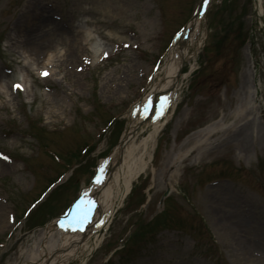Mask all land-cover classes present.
Listing matches in <instances>:
<instances>
[{
    "label": "rangeland",
    "instance_id": "1",
    "mask_svg": "<svg viewBox=\"0 0 264 264\" xmlns=\"http://www.w3.org/2000/svg\"><path fill=\"white\" fill-rule=\"evenodd\" d=\"M195 1L0 0V81L10 87L12 80L25 79L22 92L9 95L0 87V264L14 263L88 182L98 158L120 141L127 111L142 96L153 63ZM213 6L205 35L215 32L211 15L217 13L221 24L233 22L232 29L226 28L217 51L204 54L200 48L197 69L183 80L152 163L134 182L87 264H264V40L255 30L245 54L250 37L241 40L256 24L252 0H231L218 10ZM58 31L68 33L65 42L47 40ZM97 47L110 54L98 64ZM39 68H51V76L41 78ZM246 86L258 93L251 116L242 119L230 111L245 97ZM111 115L117 122L106 126ZM218 119L225 127L206 139L189 135ZM245 126V137L235 140L237 129ZM148 129L140 127L136 139ZM43 144L66 157L84 144L93 148L81 152L83 162L73 175L20 219L64 169ZM186 149L188 155L176 163L177 153ZM167 188L169 197L160 205ZM144 195L149 204H142ZM164 205L167 220L154 237L138 242L130 258L116 252L106 261L126 230L131 234ZM34 224L39 225L30 227Z\"/></svg>",
    "mask_w": 264,
    "mask_h": 264
},
{
    "label": "bare ground",
    "instance_id": "2",
    "mask_svg": "<svg viewBox=\"0 0 264 264\" xmlns=\"http://www.w3.org/2000/svg\"><path fill=\"white\" fill-rule=\"evenodd\" d=\"M253 10L254 17L258 21L261 31L264 32V0H253ZM201 16L193 18L189 22L188 38L183 40L180 45L176 44L171 47L164 55L159 68V71L163 72L160 78L157 82L150 83L140 100L135 102L127 112L126 128L121 141L114 148L110 157L101 158L98 162V179L96 177L90 186L83 187V199L86 200L89 197L94 199L91 213L88 215V222L80 225L79 228L76 225L70 227L66 231L58 230L52 223L42 227L36 239L19 252L13 264H86L89 254L98 244V231L108 226L115 209L128 194L133 182L150 165L166 105L174 99L175 88L179 81L185 77V74L180 75L181 63L189 58H194L204 38V32L201 29L203 24ZM199 29L202 33L196 40L195 37ZM67 37L68 33L58 31L48 37L47 40L53 41L58 38L65 42ZM20 41L22 42V40ZM32 46L34 48L40 47V43H32ZM39 53L41 52L36 53V55L38 56ZM58 53L56 51L54 54ZM51 55V52L46 53V61L50 59ZM4 85L6 84L3 81L0 87L4 88ZM252 93L254 94V92ZM253 94L249 90L245 104L237 105L236 115L248 119L252 111H248L247 107L248 104L252 103ZM162 97L163 99H161ZM159 100L163 101L164 104L152 113V109L158 106ZM145 102H148L149 108L144 107ZM158 110L163 114L153 119L152 117L157 115ZM147 117L151 119L146 120ZM142 124L151 128L146 135L137 140L138 128ZM222 126L221 122L214 121L199 128L194 133L197 137L203 138ZM247 131V126L240 128L234 139L242 140ZM186 154L187 151L180 152L176 162H179ZM109 162L112 169L107 174ZM226 223L231 225L230 222Z\"/></svg>",
    "mask_w": 264,
    "mask_h": 264
},
{
    "label": "snow or ice",
    "instance_id": "3",
    "mask_svg": "<svg viewBox=\"0 0 264 264\" xmlns=\"http://www.w3.org/2000/svg\"><path fill=\"white\" fill-rule=\"evenodd\" d=\"M205 3H207V0H205ZM43 74H44V75H47L46 72L43 73ZM14 87H15V88H21L22 86L19 85V84H16V85H14ZM161 99H163V97H162ZM144 107H145V108H149V107H150V105L148 104V102H145ZM162 114H163V113H162V112H159V110H158L157 115L153 116L152 118H153V119H156L159 115H162ZM97 179H98V177H97ZM83 202H84V199H83V197H82L80 200H78V201L76 202V207H78V206H79L80 204H82ZM90 207H91V201H89V208H90ZM68 216H69V214L66 213V214L64 215V218H65V219H68ZM87 222H88V215H87V212H83L82 215H72V216H71V219H68V223H69V225L75 223V225L77 226V228H79L80 225H82V224H84V223H87ZM60 223H61V226H63L62 221H60ZM74 230H75V229H74Z\"/></svg>",
    "mask_w": 264,
    "mask_h": 264
}]
</instances>
